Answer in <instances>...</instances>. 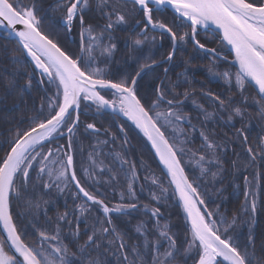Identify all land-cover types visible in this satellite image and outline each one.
<instances>
[{
    "label": "snow or ice",
    "instance_id": "snow-or-ice-1",
    "mask_svg": "<svg viewBox=\"0 0 264 264\" xmlns=\"http://www.w3.org/2000/svg\"><path fill=\"white\" fill-rule=\"evenodd\" d=\"M168 8L175 14L172 24L154 18V12ZM61 9L60 21L66 32L71 34L74 28L79 31L76 55L41 30L43 18L37 14L36 0L28 5L20 0H0V28L9 37L17 38V49L10 51L5 46L0 50V61L8 58L16 64L17 51L26 53L51 86L48 89L50 95L44 98L47 112L42 103L28 128L17 129L7 141L8 150L0 156V264H102L99 257L102 247L105 253L112 252L117 256L120 264H179L178 258L184 264L188 259L194 264H264V238L259 255L255 241L257 202L254 194L249 205L251 193H244L243 211L249 214V220L245 221L249 231L241 245L232 234L239 217L234 214L228 220L221 216L218 207L215 211L208 210L201 192V183L206 177L210 175L215 180L222 176L225 169L221 155L228 148L227 143H217L209 137L203 130L206 125L225 120V117L226 123L236 118L243 120L250 104L257 107V114L264 121V0H56L53 11ZM91 12L98 13L104 23H94L88 16ZM129 15L133 17L132 22ZM136 16L142 18L136 19ZM120 26H126L132 34L129 47L138 64L135 75L112 70L117 50L113 32ZM212 26L219 34L220 43L234 54L231 61L237 66L234 73L219 71L215 60L220 54L197 38L201 29L209 30ZM150 33H158V36ZM158 37L159 40L167 37L171 45V50L160 60L151 53ZM189 43L194 51L213 55V64L207 72L221 78L231 93L221 95L202 91L205 100L213 106L211 111L204 104L193 101L202 129L198 149L191 147L194 141L185 130L186 125L195 131L196 125L183 110L184 103L195 93L191 87L195 75H188L191 57L184 56ZM145 46H150L148 55L144 54ZM223 59L226 61L227 57ZM141 60L144 62L140 63ZM174 64L184 66L175 81L168 79L169 67H164V77H156L159 83L153 88L152 98L138 94V79L142 75L155 67ZM18 71L17 68L11 77L0 72V100L17 89ZM23 87L31 88V78L21 91ZM181 87L183 91H178ZM249 88L255 93L251 97L247 95ZM17 96L23 100L22 95L17 93ZM82 105L85 110L94 106L97 114L110 110V114L117 117H127L150 142L168 177V187L154 174L145 175L143 179L151 181L147 188L156 205L167 200L169 189L178 197L185 221L182 242L178 243L179 237L171 231L170 222L164 221L161 207L139 202L136 183L140 175L135 161L116 153L119 170L105 166L101 159L105 154L97 148L108 145L109 141L99 139L102 130L96 123L81 121ZM81 125L84 135L97 139L89 152V164L82 165L78 175L73 141ZM103 131L108 133L107 129ZM120 131L124 133L122 125ZM234 135L238 140L242 139L250 163L264 160V136L259 137V143L254 146L249 144L244 128L236 129ZM61 137L66 138V145L55 144ZM111 139L114 142L117 137L113 134ZM127 143L125 133L123 145ZM236 163L232 161L233 167ZM192 165L199 170V175L195 174V169L193 177L185 171ZM145 170L148 171L147 165ZM104 172L109 173L108 180L104 181L109 186L119 185L123 177L126 188L119 195L121 201L127 202L106 203V194L97 188L101 181L96 179ZM244 179L246 185L252 183L247 177ZM35 182H39L42 189L55 188L59 193L69 190L71 185L76 190L72 192L74 201H81L74 203L71 211L66 206L64 212H58L51 231L40 225L38 216H32L26 224L18 223L25 213L13 218V199L23 201L29 209L39 207L28 195L29 186L34 190ZM152 186L159 189L160 195L152 190ZM145 187L141 184L140 191ZM94 208H98L103 216L92 217L90 231L84 232L87 239L81 243L79 218L85 214L91 216ZM132 212H142L148 220H140L135 228L137 237L142 239L129 245L112 214L131 216ZM44 215L46 223L52 224L53 218L47 216L46 210ZM69 216L74 217L75 227ZM29 226L37 237L34 242L26 239L25 229ZM114 246L115 252L112 251ZM93 251L97 255H93Z\"/></svg>",
    "mask_w": 264,
    "mask_h": 264
},
{
    "label": "trees",
    "instance_id": "trees-1",
    "mask_svg": "<svg viewBox=\"0 0 264 264\" xmlns=\"http://www.w3.org/2000/svg\"><path fill=\"white\" fill-rule=\"evenodd\" d=\"M20 2L28 5L31 4L33 0H20ZM36 2L39 9L37 14L43 18L41 30L48 34L50 38L57 41L62 48L70 51L74 55L78 54L80 44L78 40V28L73 29L70 34L73 39L70 40V35L66 32L63 23L60 21L62 9L60 11H53L56 0H36ZM128 7L130 8L131 6L129 5ZM121 10L126 9L121 8ZM88 16L89 18H93L94 23L101 24L104 22L100 19L98 13L91 12ZM174 16L175 15L171 11H169V13H167L166 10L163 12H154V18L161 19L168 24H172ZM135 18L139 19L141 16H136ZM128 19L130 22L133 21L131 15H129ZM128 32L126 26H120L113 32V35L116 37L117 50L112 61V70L114 73L135 75L138 70V64L133 58L134 54L129 47L130 35ZM150 35L158 36V33H150ZM197 38L202 43H205L208 48H215L220 55L230 57L227 48L220 43L218 33L200 31ZM160 42L161 44L159 45L158 37L156 45L151 47V53L157 60H160L163 55L171 50L170 41L167 37L160 40ZM5 46H7V49L10 51L17 49L16 40L2 31L0 33V50ZM149 47L150 46H145V55H148ZM16 55L18 58L16 64H13L8 58L0 61V72L5 73L8 77H11L17 68L19 69L16 75L18 84L17 89L12 94H9L6 99L0 100V156H3L8 150L7 141L13 137L15 131L17 129L23 130L28 128L31 119L39 113L42 103L44 104V111L47 112V103L44 98L50 95L48 89L51 86L46 83L47 78L42 77L35 70L23 52L17 51ZM184 56L186 58L191 57V66L188 69V75L189 77H191L193 73L195 75V80L191 85V87L195 89V93L184 103L183 110L192 118V123L196 125L195 131L188 129L186 125L185 130L189 132V135L194 141L191 147L193 149H198L201 145L199 132L202 129L197 119L198 110L193 101H196L198 104H204L205 107H208L211 111L213 106L210 101L205 100V97L201 94L202 91L207 92L210 90L213 93H219L221 95H231V93L227 90V85L221 78L207 72V69L213 64L214 57L212 54L194 51L191 43H189L186 46ZM143 62V60L140 61V63ZM215 63L218 70L221 72L229 71L234 73L236 71V67L223 59H216ZM99 66L103 67V64ZM164 67H169L168 79L172 81L177 79V73L184 70L183 65H163L155 67L152 71L142 75L138 79V94L141 97L152 98L153 88L159 83L156 77H164ZM29 78H31V88L23 87L21 91V87L26 84ZM42 79L45 80L43 84L41 83ZM0 83H2V81H0ZM183 87L178 89V91H183ZM17 93L23 96L22 101L18 99ZM254 94V89L249 88L247 95L251 97ZM257 112V107L250 104L243 120L236 118L234 121L226 123L225 117V120L208 123L203 129L207 132L209 137L217 143H227L228 148L227 151L221 155L225 169L222 176L215 180H213L210 175L206 177L201 183V192L204 195L208 210L215 211L218 207L221 216L226 217L228 220H231L234 214L239 217L237 224L232 230V234L241 245L245 243L249 231V226L245 223V221L249 220V214H245L243 211L246 199L244 193L245 191H250L251 193L248 197L249 205L254 194V198L257 202V211L254 217V232L257 254L259 255L260 243L262 238H264V160L258 159L255 164L250 163L242 139L238 140L234 135L236 129L244 128L248 135L249 144H253L254 146L258 144L259 137L264 136V121L259 118ZM81 113V121L84 123H96L97 127L102 130L99 139L109 141L108 145H100L97 148V151H102L105 154L101 156L105 166L112 167L117 171L119 170L120 162L115 158L116 153H120L127 159L135 161L140 175V180L136 183L139 202L141 204H151L153 207H161V211L164 214V221L170 222L171 231L179 237L178 243L182 242L185 228L184 216L171 189H169V192L166 194L167 200L162 201L160 205H156L155 202L150 199L147 186L151 184V181H145L143 177L145 175L154 174L156 177L163 180L165 187H168V177L165 175V172L160 166L145 137L129 120L121 116L117 117L110 114V111L104 114H97L94 106L91 109L85 110L82 105ZM200 119H202V117H200ZM121 125L124 128V133L120 131ZM105 129L108 130L107 134L103 131ZM125 133L127 134L128 143L123 145ZM113 134L117 137L114 142L111 139ZM96 139L95 136L89 137L84 135L83 125H81L80 132L73 141V154L78 175L80 174L81 166H87L89 164V152L92 151V145L96 143ZM66 143V138L63 137L55 141L56 145H66ZM110 151L111 154L108 155ZM185 160H187V157H185ZM141 161L144 163H141ZM232 161L237 162L236 167H233ZM145 165H147L148 171L145 170ZM194 169L195 166L192 165L186 167L185 171L190 177H193ZM213 171H216V169L213 168ZM195 174L199 175L198 169H195ZM33 176H35V173H33ZM108 177V172H104L102 175L96 177V179L101 181V183L97 185V188L107 196L106 203L110 202L114 205L116 203L127 202V200L121 201L119 195V193L126 188L123 177L121 176L119 185L113 186L104 183V181L108 180ZM245 177L252 183L246 185ZM82 183H84L83 180ZM35 184L36 187L34 190L31 185L29 186L28 195L39 205L38 208L33 207L29 209L23 201L16 199L12 200L11 211L14 220L18 214L25 213L18 223L26 224L32 216H38L40 225L48 227L49 231H51L58 212H64L66 206L67 209L71 211L74 203H81L80 200L74 201L72 192L76 190L71 185L69 186V190L59 193L55 188L45 190L40 187L39 182H35ZM141 184L146 185L144 191H140ZM113 188H115V190H113ZM221 188L223 191H217ZM152 190L155 191L157 195H160L159 189L155 186H152ZM45 201H47V203H45ZM45 210L47 211V216L53 218L52 224L46 223V217L44 215ZM76 215L79 216V213L77 212ZM112 215L118 230L125 233V240L129 245L138 239H142L137 237L135 228L140 220H148V216L143 215L142 212H132L131 216H122L115 213ZM94 216L102 217L103 213L98 208H94L91 216L85 214L79 218L81 243L87 239L84 232L85 230L90 231V226L93 222L92 217ZM69 219L73 220V227H75L74 217L69 216ZM151 226L152 225L149 224L150 228ZM25 232L28 241L34 242L37 239L31 226L27 227ZM149 238L151 239L152 237L150 236ZM112 251H116L115 246ZM92 254L97 255V252L93 251ZM99 257L102 264H120L117 256L112 255V252L105 253L103 247L99 249ZM178 262L179 264H184V261L179 260V258ZM187 264H194V261L188 259Z\"/></svg>",
    "mask_w": 264,
    "mask_h": 264
},
{
    "label": "water",
    "instance_id": "water-1",
    "mask_svg": "<svg viewBox=\"0 0 264 264\" xmlns=\"http://www.w3.org/2000/svg\"><path fill=\"white\" fill-rule=\"evenodd\" d=\"M154 7V6H153ZM173 14H174V12H173V10L171 9V8H168ZM175 15V14H174ZM201 30H204V29H201ZM209 30H211V31H215L216 33H218L215 29H214V26H212V28L211 29H209ZM1 31H5L4 29H2V28H0V33H1ZM6 32V31H5ZM7 33V32H6ZM12 38L13 39H17V38H15L14 36H12ZM228 49V51H229V53H230V55H231V57L230 58H227V62L228 63H230L231 65H233L234 67H236L237 68V66L236 65H234V64H232L231 63V61L234 59V54H232L231 52H230V49L229 48H227ZM25 54V56L27 57V59L29 60V62L33 65V67L35 68V65H34V62H32V60H31V57H28L27 55H26V53H24ZM223 57L224 56H222V55H220V59H223ZM224 60V59H223ZM39 74H40V71L38 70V69H35ZM41 75V74H40ZM110 111V110H109ZM122 116V115H121ZM122 117H124V116H122ZM124 118H126L127 119V117H124ZM128 120V119H127ZM131 122V121H130ZM132 123V122H131ZM134 125V124H133ZM135 126V125H134ZM139 130V129H138ZM139 132H140V130H139ZM141 133V132H140ZM142 135H143V133H141ZM144 136V135H143ZM145 139L147 140V138L145 137ZM147 142L149 143V145H150V147H151V144H150V142L147 140ZM152 148V147H151ZM153 150V152H154V154H155V150L154 149H152ZM156 156V155H155ZM156 158H157V160H158V162H159V158L156 156ZM159 164H160V166L162 167V169H163V171L165 172V170H164V168H163V165L159 162ZM176 200H177V203H178V197L176 196ZM181 208V207H180ZM181 211H182V213H183V210H182V208H181ZM183 215H184V213H183Z\"/></svg>",
    "mask_w": 264,
    "mask_h": 264
},
{
    "label": "flooded vegetation",
    "instance_id": "flooded-vegetation-1",
    "mask_svg": "<svg viewBox=\"0 0 264 264\" xmlns=\"http://www.w3.org/2000/svg\"><path fill=\"white\" fill-rule=\"evenodd\" d=\"M150 6H151V5H150ZM167 10H168V9H167ZM167 10H166V12L169 13V10H168V11H167ZM141 18H142V16H141ZM141 18H139V19H141ZM103 23H104V22H102L101 25H102ZM200 31H201V30H200ZM205 31H208V30H205ZM209 32H211V31H209ZM212 33H213V32H212ZM128 34H129V35H132L130 32H128ZM72 39H73V38H72ZM72 39H70V40H72ZM78 40H79V42H80L79 31H78ZM160 44H161V42H160V40H159V45H160Z\"/></svg>",
    "mask_w": 264,
    "mask_h": 264
}]
</instances>
